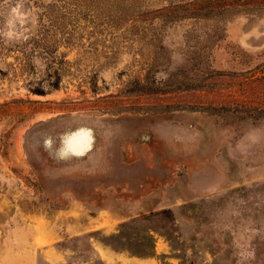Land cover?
I'll list each match as a JSON object with an SVG mask.
<instances>
[{"label": "rangeland", "instance_id": "rangeland-1", "mask_svg": "<svg viewBox=\"0 0 264 264\" xmlns=\"http://www.w3.org/2000/svg\"><path fill=\"white\" fill-rule=\"evenodd\" d=\"M53 248L264 264V0H0V264Z\"/></svg>", "mask_w": 264, "mask_h": 264}, {"label": "crops", "instance_id": "crops-1", "mask_svg": "<svg viewBox=\"0 0 264 264\" xmlns=\"http://www.w3.org/2000/svg\"><path fill=\"white\" fill-rule=\"evenodd\" d=\"M38 226L43 227L44 230H46V228H48L47 224L42 223L39 224ZM97 225H95L96 227ZM90 230H93L92 228ZM89 229H84L81 232H87L90 231ZM49 232V230H48ZM47 233V230L46 232ZM46 241H50V240H46ZM45 241V242H46ZM52 243L54 241H51ZM48 243V242H47ZM93 252V251H92ZM78 253V252H77ZM77 253L73 256V258H81L84 255H77ZM73 251H65V250H60V249H56L53 248L51 250L47 249V250H41L39 251L37 257L39 258H43L44 260H42V262H44L45 264H88V262L80 260L77 262H70L69 258L72 257ZM93 256H97V258H110V262L114 263L117 262L118 260L121 261L123 264H155L153 263V260L151 258H140V257H136V256H132V255H127L124 253H118L112 250H98V251H94V255ZM40 262L37 261V264H39ZM108 263V262H106Z\"/></svg>", "mask_w": 264, "mask_h": 264}]
</instances>
